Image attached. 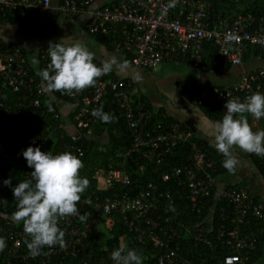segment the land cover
Masks as SVG:
<instances>
[{"label":"built area","instance_id":"built-area-1","mask_svg":"<svg viewBox=\"0 0 264 264\" xmlns=\"http://www.w3.org/2000/svg\"><path fill=\"white\" fill-rule=\"evenodd\" d=\"M92 1L57 0L55 7L63 15H75L86 11ZM51 6L52 0H0V15L13 16L15 21H21L31 12H41ZM89 11L87 30L122 46L130 53V61L135 67L155 68L166 60H182L214 71L241 63L244 52L254 45L264 47V16H256L246 9L225 17L212 9L209 0H111ZM206 42L216 47L215 67H207L203 61ZM39 57L43 69L49 63L47 49H41ZM42 84V80L37 83L33 80L24 51L0 39V118L9 114L10 107L2 97L4 87L17 93L15 103L18 107H27L28 103L39 107L40 95L44 93ZM131 84L128 78L102 75L95 86L80 93L67 94L77 105L73 115L75 127L89 126L95 118L92 110L101 107L102 98L111 91L112 100L132 133L131 145L123 154L135 155V159L151 161L160 167L167 165L161 178L177 186V196L172 190L159 189L151 182L134 195L125 192L119 197L105 196L101 208L107 215L106 226L110 227L114 222L113 211L124 216L128 211L136 212L142 226L129 219V227L137 245L149 243L154 247L152 264H204L180 254L179 229L182 234L191 235L195 243L205 241L211 249L223 251L230 248L222 255L221 263L248 264V252L256 247L258 234H244L243 230L247 229L245 225L251 216H263L264 205L246 188L225 187L221 196L226 206L221 204L219 208L227 214L214 228V237L209 238L212 215L203 216L202 212L205 207H212L214 175L223 166L224 157H215L203 143L194 140L181 123L155 119V113L144 102L126 91ZM254 92L264 94V67L242 72L231 84L199 87L192 100L211 105L239 97L243 102ZM110 114L117 118L113 109ZM52 118L62 126L57 110L52 109ZM180 146H187V160L180 164L166 162L167 156ZM71 148L80 149L75 144H69L66 149ZM19 153L20 150L16 155ZM2 174L0 170V178ZM102 178L103 185L98 184L99 188L131 182L125 170L120 168L110 169ZM83 201L88 203L90 199L84 198ZM157 208L160 211L151 214ZM172 211L203 221L190 225L180 219L173 226L169 216ZM59 227L65 233L66 247H44L41 255L33 257L24 243L31 238L24 233L22 223L9 218L1 221L0 237L5 239L6 247L0 251V264H51L52 260L64 264L55 257L58 254L67 257L79 250L88 222L70 216L60 219ZM241 249L245 253H241Z\"/></svg>","mask_w":264,"mask_h":264},{"label":"trees","instance_id":"trees-1","mask_svg":"<svg viewBox=\"0 0 264 264\" xmlns=\"http://www.w3.org/2000/svg\"><path fill=\"white\" fill-rule=\"evenodd\" d=\"M209 1L211 2L212 9L222 12L224 15H227L229 9L233 10L234 13L229 16L227 15L228 17H232L236 13L246 9L252 11L256 16H264V0ZM38 15V11H33L20 22L34 23L37 21ZM5 18L6 20L14 21L13 16H5ZM209 44L204 55L205 62L207 57L215 52L211 43ZM249 53L264 56V47L254 45L244 52L243 57ZM47 60L50 62L49 56H47ZM106 76L115 77L110 73L106 74ZM2 97L4 101L10 104V107L9 114H5L0 118V170L3 173L0 178V218L6 217L12 219V213L16 210L17 203L13 196L12 188L19 181L31 178L30 173L33 169L27 165L22 155V151L26 147L29 145L33 147L38 146L42 151H51L53 154L68 151L77 155L82 160L84 167L80 170V175L89 180V186L81 194V199L77 205L81 214H89L87 216L88 227H86L83 239L79 244V250L75 254L67 257L63 256V254H58L55 259L61 260L64 264H114L110 259V254L121 245V238L126 236L128 247L135 249L142 256L143 264H152L155 255L154 247L149 243L137 245V242L133 239V231L129 227V219H133L136 225L142 226L141 219L137 216L136 212L131 210L124 216V214L113 211L111 216L114 222L110 227H107L105 224L107 215L103 214L101 202L105 196L119 197L125 192L134 195L137 191L146 188L150 182L159 189L172 190L173 195L177 196L175 194L177 186L175 187L172 181L162 180L161 178L162 171L167 169V165L163 164L160 167L151 161L139 158L135 159V155L128 156L123 154L131 145L132 133L123 116L117 111L118 108L112 100L111 91L104 95L101 103L104 112L109 114L110 110L113 109L117 113V118L115 119L113 115H110L113 117L110 123L102 122L98 118L96 120L92 119L89 126L78 129L79 134L76 137H73V133L67 131L63 126H58L56 124L57 121L52 118V109L57 110L56 101L52 98L72 100L73 98L69 97L66 93L57 91L47 95V92H44L40 95L41 106L39 107H33L29 103L27 107H18L15 103L18 99L17 93L11 91L8 87H4ZM224 105L225 103L218 102L210 106L202 104L201 109L211 119L221 121L226 111ZM154 118L162 119L159 116H154ZM170 119L175 120L172 117ZM102 132H105L104 135H102ZM193 138L198 143H203V140L197 136ZM69 144H75L80 149H66ZM210 149L214 154H221L211 147ZM18 150H20V153L16 155ZM187 155V146H180L167 156L166 162L180 164L187 160ZM253 157L256 167L264 177V164L262 163L264 156L254 153ZM112 168L125 170L131 182L129 184L118 182L109 187L99 188V177L106 175ZM9 178H11V186L3 183L5 179ZM84 198H89L90 201L88 203L82 202ZM221 204L226 206L223 197L217 198L212 203L210 209H206L205 207L202 212L203 216L207 214L212 215V222L210 223L212 229L210 228L209 238L214 237V228L224 221L222 218L227 214L223 213L219 208ZM209 210H211V213H209ZM158 211H160L159 208L151 211V214ZM169 216L173 226L180 219H183L185 223H189L190 225L203 221L202 218L195 219L192 215L183 216L173 211ZM77 219L83 222L78 217ZM262 220V217L251 216L250 221L252 223H250L247 229L243 230L244 234L250 232L258 233L256 247L248 252V264L257 261L260 264H264L262 261L264 247ZM226 221L229 222L228 220ZM253 223L255 224L252 225ZM179 232L181 233L178 237L181 242L179 251L182 256L204 264H223L220 259L230 248L217 251L211 249L205 241L195 243L191 235H188L186 232L182 234V229H179ZM100 236L102 240H100ZM241 253H245L244 249H241ZM51 264L58 263L52 260Z\"/></svg>","mask_w":264,"mask_h":264},{"label":"clouds","instance_id":"clouds-1","mask_svg":"<svg viewBox=\"0 0 264 264\" xmlns=\"http://www.w3.org/2000/svg\"><path fill=\"white\" fill-rule=\"evenodd\" d=\"M68 39L71 38L50 42L47 47L50 62L45 68L36 70L47 93H80L95 86L99 77L113 69L108 60L99 66L94 63V53L81 41L62 42ZM38 64L39 61L33 58V66ZM224 108L222 120L212 124V136L217 151L224 157L223 167L233 173L238 163L232 151L234 148L264 156V130L253 131L248 121V115L256 120L264 117V94L254 92L243 102L239 97L230 99ZM92 114L105 123L113 120L102 106L93 109ZM22 155L33 171L30 179L21 180L12 188L17 202L12 219L22 223L24 233L31 238L24 243L30 255L36 257L42 254L44 247H66L65 233L59 227L60 219L75 216L87 221L89 214H81L77 205L89 180L80 175L84 167L82 160L71 152L53 154L29 145ZM3 183L11 186V178ZM5 247L6 241L0 237V251ZM110 259L114 264H143L142 256L126 243L115 248Z\"/></svg>","mask_w":264,"mask_h":264},{"label":"crops","instance_id":"crops-1","mask_svg":"<svg viewBox=\"0 0 264 264\" xmlns=\"http://www.w3.org/2000/svg\"><path fill=\"white\" fill-rule=\"evenodd\" d=\"M110 1L94 0L89 4L86 11L75 15H63L55 7L57 0H52V6L47 10L39 11L37 17H40V19H37L34 23L9 21L6 20L5 15H0V39H3L7 43L15 44L24 51L30 66V74L36 83L41 81V78L36 74L37 68L42 69L39 57L41 49H47L50 42H60L63 39H67V37L71 39L62 42L72 43L74 40L81 41L94 53V63L101 64L102 61L108 60L113 65V69L110 72L111 75L128 78L132 81V84L126 91L128 93L132 92V95L136 99L144 102L155 113L154 116H159L165 121H170V117L174 118L175 121L181 123L192 134V137L197 136L203 140V144L215 157L223 156L221 154H214L210 149L211 147L217 150L212 136V124L218 121L211 119L202 111L201 105L207 103H196L192 100V97L199 87L231 84L238 80L242 72L264 67V56L249 53L243 57L241 63L223 69L218 68L214 71L194 66L182 60H166L155 68L135 67L130 61V53L123 49L122 46L116 45L111 39L100 38L87 30V22L90 18L89 10ZM220 13L224 15V13ZM209 43L211 42L205 43V51H207ZM211 45L215 49V52L207 57L206 62L203 59L207 67H215L216 47L212 43ZM33 58L39 61L36 67L33 66ZM151 74L156 80L161 82L160 84L166 90H169L168 85L173 87V89L171 88L173 95L171 97L168 96L166 99L163 95L162 101L157 100L154 103L152 102L154 106L150 102V99L146 97L147 91L155 88L154 85L147 87L150 84L149 77ZM50 94L47 93V95ZM52 99L56 101L62 126L67 131L73 133L72 135H78L79 130L75 127L73 120L77 106L75 100H61L55 97ZM109 115H111L110 112ZM94 119L96 120L97 117ZM248 121L253 131L264 130V117L256 120L252 116H249ZM104 133L102 132V135ZM232 151L238 161L236 170L233 173H229L223 166L218 169L214 175L216 183L212 191V201L215 202L217 198L222 197L221 193L225 187L233 186L246 188L250 194L255 196L264 205V177L260 174L254 163V153L245 152L239 148H234ZM101 178L98 181L99 185H103L100 180ZM261 217L263 218L262 228L264 229V210ZM5 219L7 218H0V222ZM250 223L252 222L249 221L245 225L246 228H248ZM120 243H128L126 236L121 238ZM262 261L264 262V247Z\"/></svg>","mask_w":264,"mask_h":264},{"label":"rangeland","instance_id":"rangeland-1","mask_svg":"<svg viewBox=\"0 0 264 264\" xmlns=\"http://www.w3.org/2000/svg\"><path fill=\"white\" fill-rule=\"evenodd\" d=\"M232 13H234V12L231 9H229V12L227 11V15L228 16L231 15ZM227 15H225V16L228 17ZM149 81H150L149 82L150 84L147 87H150L152 85L155 86V88H152V89L148 90L147 91L148 94L146 95V97L148 99H150L151 103L152 102L154 103L157 100H159V101L161 100L162 101L163 95L165 96V99L168 98V96L171 97L173 95V92H171V88L173 89V87L171 85H168V89L169 90H166V88L163 85L160 84L161 82L156 80L155 77L152 74L149 77ZM153 106H154V104H153ZM99 178H101V177H99ZM102 179L103 178H101L100 180L102 181ZM100 240H102L101 236H100Z\"/></svg>","mask_w":264,"mask_h":264}]
</instances>
